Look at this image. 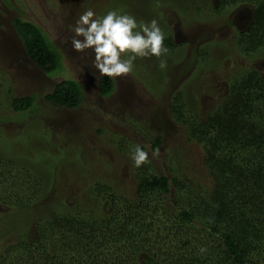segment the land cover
<instances>
[{
  "label": "rangeland",
  "instance_id": "374dc122",
  "mask_svg": "<svg viewBox=\"0 0 264 264\" xmlns=\"http://www.w3.org/2000/svg\"><path fill=\"white\" fill-rule=\"evenodd\" d=\"M219 3L0 0V160L6 164L7 158L16 159L42 178L37 197L27 196L31 197L28 205L0 202V252L23 235L37 236L38 228L44 229L54 213L73 212L75 204L86 198L85 187L94 178L121 188L132 186V166L126 159L135 144L145 146L156 174L176 176L189 185L209 181L201 147L171 116L169 104L181 91L188 111L201 116L220 101L229 82L253 68L264 71V44L250 53L239 50L235 34L247 32L249 26L240 29L231 24L235 7ZM87 8L100 15L117 9L138 21L156 18L165 33L164 44L168 46V37L172 42L177 39V46L168 47L161 57L166 66L160 68L161 58L155 56L138 57L133 72L112 78L111 93L101 95L91 49L80 52L71 45V29ZM14 17L32 21L43 30L59 51L61 66L46 74L27 56L13 26ZM67 78L80 84L78 106H56L43 99ZM26 94L34 97L32 106L15 111L12 96ZM157 135L161 136L159 155L153 158L151 144ZM4 185L0 180V193Z\"/></svg>",
  "mask_w": 264,
  "mask_h": 264
},
{
  "label": "trees",
  "instance_id": "16d2710c",
  "mask_svg": "<svg viewBox=\"0 0 264 264\" xmlns=\"http://www.w3.org/2000/svg\"><path fill=\"white\" fill-rule=\"evenodd\" d=\"M219 1L220 7L243 3L252 9L248 31L234 37L239 50L250 53L264 44V0ZM13 26L27 56L44 73L61 66L59 51L37 24L14 17ZM167 39V47L177 46ZM97 84L103 96L114 85L101 75ZM43 99L74 108L81 102L80 84L62 79ZM33 100L29 94L12 96L10 104L24 111ZM169 112L201 147L209 181L189 185L156 174L150 163L136 168L129 156L132 186L94 178L73 212L54 213L34 238L26 234L4 245L0 264H264V71L253 68L229 82L220 101L201 116L188 111L181 91ZM160 142L157 135L151 148ZM1 161L6 188L0 202L28 205L27 196L37 197L42 178L16 159Z\"/></svg>",
  "mask_w": 264,
  "mask_h": 264
},
{
  "label": "clouds",
  "instance_id": "9594fccd",
  "mask_svg": "<svg viewBox=\"0 0 264 264\" xmlns=\"http://www.w3.org/2000/svg\"><path fill=\"white\" fill-rule=\"evenodd\" d=\"M71 31L72 48L76 51L91 49L94 66L103 77H123L133 72L134 61L138 57L155 56L161 58L169 51L164 44L165 33L156 18L138 21L133 15L117 9H109L103 15L92 8L85 9L76 20ZM166 62L160 59L159 67ZM133 166L139 168L150 163L149 152L139 144L130 148ZM159 155V149H153V158ZM199 251L205 252L201 246Z\"/></svg>",
  "mask_w": 264,
  "mask_h": 264
},
{
  "label": "flooded vegetation",
  "instance_id": "af4514ba",
  "mask_svg": "<svg viewBox=\"0 0 264 264\" xmlns=\"http://www.w3.org/2000/svg\"><path fill=\"white\" fill-rule=\"evenodd\" d=\"M234 7L236 10L233 13V20L230 21V23L233 24L234 26H237L240 29L249 26L252 19L251 7L248 4H243V3L235 5ZM176 36H179V33H177ZM175 40L177 39H174L173 41L176 42Z\"/></svg>",
  "mask_w": 264,
  "mask_h": 264
}]
</instances>
